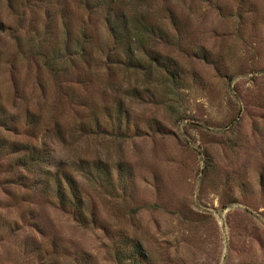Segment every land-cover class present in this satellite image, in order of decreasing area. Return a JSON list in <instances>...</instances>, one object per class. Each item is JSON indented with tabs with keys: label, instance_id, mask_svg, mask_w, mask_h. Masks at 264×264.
Instances as JSON below:
<instances>
[{
	"label": "rangeland",
	"instance_id": "374dc122",
	"mask_svg": "<svg viewBox=\"0 0 264 264\" xmlns=\"http://www.w3.org/2000/svg\"><path fill=\"white\" fill-rule=\"evenodd\" d=\"M0 264H264V0H0Z\"/></svg>",
	"mask_w": 264,
	"mask_h": 264
},
{
	"label": "trees",
	"instance_id": "16d2710c",
	"mask_svg": "<svg viewBox=\"0 0 264 264\" xmlns=\"http://www.w3.org/2000/svg\"><path fill=\"white\" fill-rule=\"evenodd\" d=\"M88 3H89V0H86ZM114 5V4H113ZM115 16V17H114ZM114 20L112 21V23L110 22V25H109V30L112 32V34L113 35H120V32H118L117 31V28L114 26V22L116 21V20H120V18L124 21V27L126 26L127 27V29H129V27H130V24H129V18H127L126 17V15H124V13H121L119 16H117V15H115L114 14ZM106 18H108V22H109V20H110V18H109V16L107 15V17ZM137 20H138V23H139V25H141V26H143V27H147V24H145L143 21H141V19L138 17L137 18ZM135 25V24H134ZM119 40H121V38L119 39ZM118 40V41H119ZM131 42H127V44H126V52L129 54V55H131V52H132V47H131V44H130ZM50 174H52V173H50ZM65 174V173H64ZM55 178H57L58 176H57V173L56 172H54L53 174H52ZM65 177H67V178H69V180H67L66 179V181H67V184H68V187H69V193L72 195V196H74V198H75V203L78 205L79 203H78V201L79 200H81V197H80V195L78 194V192H77V186H76V183L75 182H73V178L72 177H69L67 174H65ZM55 192H56V195L58 196V198H59V200H60V202L62 203V204H65L66 203V201H67V199H66V196H67V193L68 192H66L65 191V189H64V186L62 185V183L59 181V182H57L56 183V187H55ZM78 211H79V209H77ZM79 212H81V211H79ZM81 214V213H80ZM137 245H139V244H137ZM139 248L140 247H138L137 248V251L139 252V254H140V251H139Z\"/></svg>",
	"mask_w": 264,
	"mask_h": 264
}]
</instances>
